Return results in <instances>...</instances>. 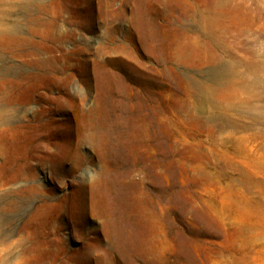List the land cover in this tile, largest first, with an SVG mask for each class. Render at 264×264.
<instances>
[{
  "label": "rangeland",
  "instance_id": "1",
  "mask_svg": "<svg viewBox=\"0 0 264 264\" xmlns=\"http://www.w3.org/2000/svg\"><path fill=\"white\" fill-rule=\"evenodd\" d=\"M13 1L0 264H264V0Z\"/></svg>",
  "mask_w": 264,
  "mask_h": 264
},
{
  "label": "bare ground",
  "instance_id": "2",
  "mask_svg": "<svg viewBox=\"0 0 264 264\" xmlns=\"http://www.w3.org/2000/svg\"><path fill=\"white\" fill-rule=\"evenodd\" d=\"M13 0H0V61L3 57V53L5 51H9L10 53L13 54H23L25 52V50H22L25 48V46L27 45L28 41L27 39H21L17 37V34L20 33V28L18 27L17 24L12 25L11 27H5L6 25V18L7 16H9L6 12H5V6L7 4L10 5V3ZM14 2V1H13ZM210 3L208 4V6L206 7H199V6H193V13L196 16V18H198L199 24H200V29L202 31V33L204 34L207 30L209 29H218V30H223L222 33H224V26L223 25V20L226 18L224 12H220L218 11V5H220V0H211L209 1ZM223 6V5H222ZM7 8V7H6ZM26 9V8H25ZM12 11V10H11ZM253 11V10H252ZM12 14V13H11ZM33 21V18L31 19V22ZM195 40H199L198 37L195 38ZM216 45V44H215ZM214 46V45H213ZM217 46V45H216ZM215 50V58L220 61L222 60V56L220 55L219 49L214 48ZM223 49V48H222ZM225 52V51H224ZM223 52V53H224ZM29 54H27L26 56H33L35 55V51H28ZM8 67V66H7ZM19 69V68H17ZM16 69V70H17ZM18 71V70H17ZM20 71V70H19ZM22 73V72H21ZM20 73V75H21ZM16 74V73H15ZM19 74V72H18ZM14 75V72L10 69V68H2L0 67V129L4 126H10L9 124H13L11 123V118L14 116L15 114V110L13 109L12 112H8L7 109L11 108L12 109V99L11 98V94L10 91L8 90L9 87L8 85L10 84L11 88L12 86L16 87L18 86L19 88V84L18 82L20 81H13L12 80H7L6 77L8 76H12ZM25 75V74H24ZM19 76V75H18ZM23 76V75H22ZM16 77V76H14ZM13 77V78H14ZM11 78V77H9ZM8 78V79H9ZM18 78V77H17ZM24 78V76H23ZM224 79V77H222ZM20 79V78H19ZM206 84V83H205ZM3 87H6L8 89H4ZM15 88V89H18ZM14 89V88H13ZM216 89V88H215ZM214 89V90H215ZM214 90L210 89V90H206L207 92L205 93L206 95L209 93L210 96L213 95ZM12 91V90H11ZM229 92V91H228ZM13 93V92H12ZM216 94V93H215ZM223 94V93H222ZM232 93H227L224 92V95L227 97H230ZM203 97V96H202ZM221 97V96H220ZM19 98V97H18ZM17 98V99H18ZM211 98V97H210ZM16 99V98H15ZM206 99V98H204ZM29 100V99H28ZM207 100V99H206ZM237 100V99H235ZM20 101V100H18ZM17 101V102H18ZM24 101V100H23ZM25 102V101H24ZM27 102V101H26ZM21 104L23 102H20ZM28 103V102H27ZM6 104L7 108L4 107ZM16 105V104H15ZM20 105V104H18ZM17 105V107H18ZM24 105V104H23ZM251 105V104H249ZM16 107V106H15ZM248 107V106H247ZM230 112V111H229ZM17 114V113H16ZM23 115V114H22ZM13 126V125H12ZM9 128V127H8ZM8 130V129H7ZM4 131V130H3ZM2 249V248H1ZM4 251V250H3ZM4 253V252H3ZM10 254V253H9ZM6 255V254H4ZM2 256V255H0ZM7 256V255H6ZM1 259V258H0ZM3 259V257H2ZM10 259V258H9Z\"/></svg>",
  "mask_w": 264,
  "mask_h": 264
}]
</instances>
